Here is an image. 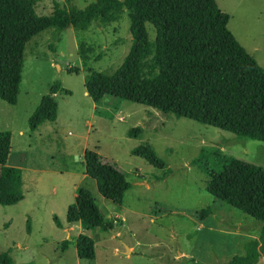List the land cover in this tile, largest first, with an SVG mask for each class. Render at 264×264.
<instances>
[{
	"label": "rangeland",
	"instance_id": "rangeland-1",
	"mask_svg": "<svg viewBox=\"0 0 264 264\" xmlns=\"http://www.w3.org/2000/svg\"><path fill=\"white\" fill-rule=\"evenodd\" d=\"M38 15L50 14L55 2L84 8L94 0H33ZM229 15L228 29L264 69V0H216ZM129 11L109 21L97 20L86 30L47 28L26 44L17 102L0 100V131L11 132L9 165L20 167L22 200L0 204V264H226L244 253V244L259 236L261 223L209 194L207 175L192 160L203 149L264 167V142L234 134L187 117L162 113L125 99L106 96L96 110L85 94L90 71L111 75L124 61L132 38ZM148 37L154 27L146 23ZM145 74L156 72L152 61ZM78 73H67L68 67ZM70 91L55 94L56 123L30 130L28 118L52 83ZM140 126L136 136L128 130ZM148 144L165 163L159 169L134 155ZM95 150L125 174L130 183L121 203L104 198L95 180L85 175L83 153ZM163 177V174L167 172ZM161 176L162 178H158ZM38 185L43 192L37 193ZM90 191L112 229L84 231L71 224L69 233L52 215L66 222V205L74 188ZM210 213L201 216L203 209ZM29 227V230L27 228ZM84 232L94 240L95 257L78 258L75 238ZM62 240H68L62 247ZM132 246V251L126 248ZM256 264H264V254Z\"/></svg>",
	"mask_w": 264,
	"mask_h": 264
},
{
	"label": "trees",
	"instance_id": "trees-1",
	"mask_svg": "<svg viewBox=\"0 0 264 264\" xmlns=\"http://www.w3.org/2000/svg\"><path fill=\"white\" fill-rule=\"evenodd\" d=\"M123 8L129 11L132 44L113 74L90 71L86 76L85 90L96 105L113 96L226 130L237 138L264 142V69L228 29L229 15L216 0H94L84 8L69 9L55 2L47 15L35 12L33 0H0V100L16 104L25 44L33 36L50 27L86 30L94 21L113 19ZM146 23L154 27L153 40L148 37ZM147 59L157 69L154 74L144 72V67H149ZM66 71L78 73L79 67ZM60 91L70 94L54 82L42 95L28 118L30 130L55 122L54 96ZM140 131L141 127L135 126L128 135ZM131 151L150 165L165 168L148 144ZM10 153L11 132L0 131L2 205L23 199L21 169L8 164ZM83 161L85 174L95 180L97 191L121 203L130 186L125 174L95 150L86 149ZM192 163L207 175L209 194L261 223L259 236L248 240L244 253L233 255L226 264L258 263L264 254V167L225 155L218 148L201 150ZM75 192L74 202L66 209V222L79 224L84 231L112 229L90 191L77 187ZM209 213L206 208L200 214L205 217ZM53 221L61 227L56 215ZM67 243L62 240V247ZM75 248L78 258L94 259V240L84 232L76 236ZM2 256L4 264H10L6 252Z\"/></svg>",
	"mask_w": 264,
	"mask_h": 264
},
{
	"label": "crops",
	"instance_id": "crops-1",
	"mask_svg": "<svg viewBox=\"0 0 264 264\" xmlns=\"http://www.w3.org/2000/svg\"><path fill=\"white\" fill-rule=\"evenodd\" d=\"M85 94H87V91L85 90ZM87 96H89L88 94H87ZM91 99V98H90ZM91 101H92V104H91V109L93 110V111H95V106H96V104L93 102V100L91 99ZM98 106V105H97ZM56 121H57V117H56V120H55V122L54 123H56ZM53 123V124H54ZM21 174H22V171H21ZM86 175V174H85ZM23 186H24V180H23V177H22V191H23ZM77 188V187H76ZM76 188H74V190H76ZM43 186L42 185H38L37 186V188H36V190L38 191L37 193H40V192H43ZM74 196H75V194H74ZM23 197H24V194H23ZM68 206V204L66 205V207ZM55 213H53V215H54ZM53 215H52V218H53ZM57 218H58V216H57ZM59 219V218H58ZM59 221H60V219H59ZM60 223H61V227L60 228H62V230L64 231V232H66V235L69 233V229L68 228H71V227H66V224L68 225V226H70V224H68L67 222H65V223H63V222H61L60 221ZM76 225V224H75ZM79 227H80V225H79ZM126 248L129 250V252H131L132 251V246H126ZM262 258V257H261Z\"/></svg>",
	"mask_w": 264,
	"mask_h": 264
}]
</instances>
